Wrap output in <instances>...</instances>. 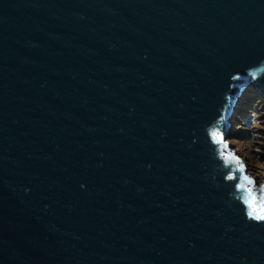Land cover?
Here are the masks:
<instances>
[{
    "label": "water",
    "instance_id": "water-1",
    "mask_svg": "<svg viewBox=\"0 0 264 264\" xmlns=\"http://www.w3.org/2000/svg\"><path fill=\"white\" fill-rule=\"evenodd\" d=\"M249 87L264 0H0V264H264Z\"/></svg>",
    "mask_w": 264,
    "mask_h": 264
},
{
    "label": "rangeland",
    "instance_id": "rangeland-1",
    "mask_svg": "<svg viewBox=\"0 0 264 264\" xmlns=\"http://www.w3.org/2000/svg\"><path fill=\"white\" fill-rule=\"evenodd\" d=\"M254 99L256 101L255 105H259L258 118L255 119L257 121L256 125L253 126V123L250 124L249 122V127H245L248 128L246 133L240 134L238 129L235 130L231 124L227 129L224 139L229 141L231 149L241 153L242 157L245 158L248 170L255 179L254 184L261 186L264 181V100L259 94L255 95ZM236 113H238V110L235 109L233 116H237ZM240 114L243 119L246 118L245 112H241ZM232 119L234 117L230 118V120ZM237 119L239 120V117ZM233 131H236V133H233ZM233 138L237 140H233Z\"/></svg>",
    "mask_w": 264,
    "mask_h": 264
},
{
    "label": "trees",
    "instance_id": "trees-1",
    "mask_svg": "<svg viewBox=\"0 0 264 264\" xmlns=\"http://www.w3.org/2000/svg\"><path fill=\"white\" fill-rule=\"evenodd\" d=\"M255 95H257V94H256V90L254 88H252V87L247 88L243 92V94L239 97L237 106L235 108L236 110H238V113H236L237 116H235V115L233 116L234 113L231 116V118L234 117V119L231 120V123H232L235 130L238 129V132L240 134L246 133V130L248 128H245V127H249V125H248L249 122H250V124L253 123V126L256 125L255 123L257 121H255V119L258 118L257 112L259 110V105L258 106L255 105V103H256V101L254 99ZM241 102H243V103H241ZM238 105H239V107H238ZM241 112H245V116H246L245 119L242 118V116L240 114ZM237 117H239V120L237 119ZM233 133H236V131H233ZM233 140H237V139L233 138ZM247 169H248V166H247Z\"/></svg>",
    "mask_w": 264,
    "mask_h": 264
},
{
    "label": "flooded vegetation",
    "instance_id": "flooded-vegetation-1",
    "mask_svg": "<svg viewBox=\"0 0 264 264\" xmlns=\"http://www.w3.org/2000/svg\"><path fill=\"white\" fill-rule=\"evenodd\" d=\"M239 155L242 157V155L240 153H239ZM242 158L244 159L245 163H247L246 160H245V158L244 157H242Z\"/></svg>",
    "mask_w": 264,
    "mask_h": 264
},
{
    "label": "snow or ice",
    "instance_id": "snow-or-ice-1",
    "mask_svg": "<svg viewBox=\"0 0 264 264\" xmlns=\"http://www.w3.org/2000/svg\"><path fill=\"white\" fill-rule=\"evenodd\" d=\"M259 219H264V216L258 217Z\"/></svg>",
    "mask_w": 264,
    "mask_h": 264
}]
</instances>
